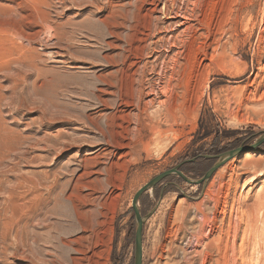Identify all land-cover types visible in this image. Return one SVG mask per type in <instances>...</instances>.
Segmentation results:
<instances>
[{
	"label": "rangeland",
	"instance_id": "obj_1",
	"mask_svg": "<svg viewBox=\"0 0 264 264\" xmlns=\"http://www.w3.org/2000/svg\"><path fill=\"white\" fill-rule=\"evenodd\" d=\"M262 132L264 0H0V264H133L135 194L176 167L198 181L205 156ZM83 159L110 169L89 217L64 199ZM138 209L142 264L194 258L195 237L221 238L208 264H264V144L205 186L163 179Z\"/></svg>",
	"mask_w": 264,
	"mask_h": 264
},
{
	"label": "bare ground",
	"instance_id": "obj_2",
	"mask_svg": "<svg viewBox=\"0 0 264 264\" xmlns=\"http://www.w3.org/2000/svg\"><path fill=\"white\" fill-rule=\"evenodd\" d=\"M145 1V0H144ZM149 1V0H148ZM167 1V0H166ZM145 3V2H144ZM170 4V3H169ZM151 5V4H150ZM149 9V8H148ZM155 9V8H154ZM151 10V9H150ZM149 11V10H148ZM147 14V13H146ZM179 16V15H178ZM185 20V19H184ZM187 21V20H186ZM105 22V21H104ZM186 26V25H185ZM159 29V28H158ZM155 35V34H153ZM187 36V35H186ZM155 38V37H152ZM150 38H148L149 40ZM33 40V39H32ZM147 40V41H148ZM146 41V42H147ZM162 41V40H160ZM152 43V42H151ZM155 44V42H153ZM142 46V45H141ZM186 46V44H185ZM184 46V47H185ZM30 51V50H29ZM217 52V51H216ZM180 53V52H179ZM215 54V53H214ZM60 56V55H59ZM207 58V57H206ZM62 59V58H61ZM205 59V57H204ZM63 62V61H62ZM123 65V64H122ZM130 66V65H129ZM128 66V67H129ZM175 70V69H174ZM129 71V70H128ZM124 69L121 71H118L119 74V78L122 79L124 77ZM102 76H99V79H102ZM114 78V77H112ZM134 79V78H133ZM104 84L109 86L112 85L111 82L109 83H105L107 82L106 80H103ZM91 82V81H90ZM130 82V80H129ZM109 84V85H108ZM131 86V85H130ZM121 84L119 83V90L120 89ZM123 87V85H122ZM135 87V85H134ZM133 87V88H134ZM130 88V87H129ZM168 88V85H167ZM137 93L141 94V90L139 89H134ZM83 95L87 98H92L93 96V83L88 84L83 90ZM108 93V91L106 90V88H99L97 89V100L102 104L103 107H107L108 103L106 101V99L104 98V96H106ZM138 94V95H139ZM143 95V94H142ZM129 101V100H128ZM131 102V100H130ZM153 102V101H152ZM121 104V103H120ZM126 105V104H124ZM135 105V103H134ZM120 106V105H119ZM114 114V118H115ZM108 118V117H106ZM111 120L112 118H108L107 119V123L105 124V126L108 128L109 126L111 127ZM95 124V126L97 127V129L99 131H102V129L99 127V123L97 122H93ZM141 145V144H140ZM93 160L91 159H83L80 162L79 165V172L75 175V178L73 179V184H72V190L66 195L64 199L69 202L72 205V208L75 210L74 212H76L77 216H79L81 213V210L84 214L87 213L88 217L93 213L92 211L89 210V208H93V205L95 204L96 200H97V193H101L103 192V185H102V181L99 178V176L103 175V172L107 173V175H110V169L107 168H103V169H98L96 167L93 166ZM96 166V165H95ZM91 177H94L93 179H91ZM106 185H111L112 186V181L110 178L106 179L105 182ZM119 186V185H117ZM86 192V193H85ZM110 194V193H109ZM80 204V205H76V204ZM79 207L81 208V210L79 209ZM204 207V206H203ZM85 208V211H83V209ZM88 208V209H86ZM194 210V214H196L195 212L197 211V208H193ZM79 211V212H78ZM199 215L202 217V221L198 224V229L197 230H203L207 224H208V218L209 216H212V218L214 219V214L213 213H208L206 214L205 212L201 211L199 213ZM189 217V216H188ZM192 217V216H191ZM197 217V216H196ZM78 218V217H77ZM93 218V217H92ZM87 220V219H86ZM190 220V219H189ZM188 220V221H189ZM78 221V220H77ZM85 221V220H84ZM80 222V221H79ZM196 222V221H195ZM84 223V222H83ZM92 223V222H91ZM192 223V222H191ZM197 226V225H196ZM210 228L208 234L209 236L212 233V224L211 226H207ZM87 227L83 226V229L86 230ZM214 229V228H213ZM192 231V230H191ZM194 231V230H193ZM192 231V232H193ZM189 233V232H188ZM221 235V234H220ZM184 237V236H183ZM191 237V236H190ZM81 237L78 239H74L75 241H72L73 243H78L79 241H81ZM189 239V238H188ZM188 239H187V244H188ZM191 240V239H190ZM189 240V241H190ZM207 240H209V237L207 238ZM180 241V240H179ZM181 242V241H180ZM220 242H221V238L218 237V240H210L207 241V243H205L204 241L201 242V240L197 239L196 237L193 238V240L190 242V244L192 245V249L194 251V253L196 254V256L188 257V254L186 252V250H181L179 252L178 249H175V251L173 252V257L171 258L172 264H195V258H201L200 260V264H208V259L211 258L213 256V254H215L219 259L222 258L221 256H223L222 254V247L220 246ZM80 243V242H79ZM65 244V243H64ZM69 245V242H66V245ZM176 244V243H175ZM186 244V243H185ZM189 244V245H190ZM191 247V246H190ZM201 247L200 251H197V248ZM169 248V247H168ZM175 248V247H174ZM76 251H79L78 249H76ZM169 251V250H168ZM171 253V251H170ZM169 255V254H167ZM79 259V258H78ZM166 264H168L166 262ZM216 264H220L219 262H217Z\"/></svg>",
	"mask_w": 264,
	"mask_h": 264
},
{
	"label": "water",
	"instance_id": "obj_3",
	"mask_svg": "<svg viewBox=\"0 0 264 264\" xmlns=\"http://www.w3.org/2000/svg\"><path fill=\"white\" fill-rule=\"evenodd\" d=\"M264 144V132L261 133V135L253 142L252 145L248 147H239L237 149L224 152L222 154L216 155V156H205V159H215V164L204 174V176L198 180L193 181L189 178H187L183 173L179 171V167H176L174 169H171L169 171H166L155 178H153L149 183H147L144 187H142L133 197L132 200V211L134 214V220H135V232H134V257H133V264H142V228L144 225V222L149 218V216L152 214L153 210L150 211L145 216H141L139 209H138V202L140 197L148 192L151 191L156 185H158L163 179L171 176L176 175L177 177H180L184 182H186L189 185H206L207 181L211 178V176L215 173L216 170H218L221 166L226 164L229 160H232L235 156H237L239 153L245 151H252L257 149L259 146Z\"/></svg>",
	"mask_w": 264,
	"mask_h": 264
}]
</instances>
